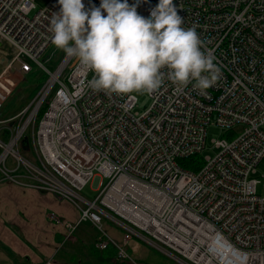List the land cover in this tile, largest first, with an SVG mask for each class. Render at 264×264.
I'll use <instances>...</instances> for the list:
<instances>
[{
	"label": "built area",
	"instance_id": "2783aa9c",
	"mask_svg": "<svg viewBox=\"0 0 264 264\" xmlns=\"http://www.w3.org/2000/svg\"><path fill=\"white\" fill-rule=\"evenodd\" d=\"M92 39L111 57L86 49ZM65 44L56 77L48 64ZM0 63V113L36 68L47 76L0 120V181L71 202L76 221L49 215L65 239L87 221L98 249L135 264L133 243L180 264H264V0H0ZM141 83L151 104L140 113ZM211 125L225 131L215 154L184 169ZM94 179L98 194L82 196Z\"/></svg>",
	"mask_w": 264,
	"mask_h": 264
},
{
	"label": "crops",
	"instance_id": "0c3cea01",
	"mask_svg": "<svg viewBox=\"0 0 264 264\" xmlns=\"http://www.w3.org/2000/svg\"><path fill=\"white\" fill-rule=\"evenodd\" d=\"M50 213L71 221L79 216L76 208L66 200L7 180L0 181V264H93L88 258L80 263L55 259L68 239H65L64 227L52 221ZM108 231L117 241L122 240L115 228ZM75 233L81 237L76 245L78 249L87 250L94 245L97 232L90 222H83ZM75 239L73 237L71 243ZM132 245L137 260L149 264L142 258L150 256L147 246Z\"/></svg>",
	"mask_w": 264,
	"mask_h": 264
},
{
	"label": "rangeland",
	"instance_id": "374dc122",
	"mask_svg": "<svg viewBox=\"0 0 264 264\" xmlns=\"http://www.w3.org/2000/svg\"><path fill=\"white\" fill-rule=\"evenodd\" d=\"M49 0H35V4H36V10L44 7ZM87 6L83 7L76 15L75 19L70 23L69 28L67 29L70 30L71 28L75 27L76 22L83 16L84 12L86 11ZM34 12H32L33 14ZM90 17L87 18V21H85V25L90 21ZM85 25H83L81 28H79V30H77V33L80 34V32H82L85 28ZM100 29L97 30V32H99ZM66 31V32H67ZM57 46V43L54 44L49 51L53 50L55 47ZM99 43L95 44V50H100L102 51L104 54H106L108 57H111V50L109 49V47H102L100 49H97V47H99ZM68 45H62L61 47L58 48V52H57V57L48 64V66L52 69L57 68L58 64H60V60L62 59V56L64 54H66V52L68 51ZM45 57L42 56L41 60H44ZM1 65V63H0ZM69 71V69L67 70V72ZM42 70L40 68H36L33 73H31L30 75L26 76L17 87L12 88L10 91L11 93L9 94L8 99L5 101L2 109H1V113H0V120H5L8 118L13 117L14 115H16L17 113H19L21 110H23L25 107H27L30 102L37 96V94L39 93V91L41 90V88L43 87V85L45 84L46 81L43 80L42 78ZM135 94L138 98V106L136 107V110L138 112H143L145 111L151 104V98L148 95V92L146 90V88L144 87V84L141 83L139 85V87L136 89ZM51 97V96H50ZM225 131L223 129H221L220 127L211 125L208 127L207 130V145L206 148L204 150V155L203 156H207V155H211L213 156L215 153L213 150H211L210 146L212 145V139H217L219 137H221L222 133H224ZM23 155L31 158L32 155L29 154L28 151H22ZM7 165L8 167H13L15 166L14 161L12 160V158L10 157L7 160ZM258 177L261 179L262 183H264V162H262L259 167H258ZM107 180L104 181V183H106ZM97 183H98V179H94L90 184H88L84 190L81 192L82 195H84L85 197H88L90 199H94V197L98 194V191H95V188L97 187ZM259 193L262 192V184L259 186L258 188ZM77 210V209H76ZM106 228L108 230H112V228H115L116 230H118L116 227H114V223L110 220H108L106 223ZM93 226V225H92ZM93 230H95L96 232H98V230L93 226ZM121 235H122V230H118ZM146 250H148V253L150 254V256L148 257H142V258H146L147 263H152V264H180L179 262L175 261L173 258L167 256L166 254H164L163 252L157 251L155 249H152V247L150 245H146L144 244ZM134 256V255H133ZM174 257V255H171ZM139 260V259H138ZM137 260V261H138ZM153 260H157V261H153ZM183 264V262H181Z\"/></svg>",
	"mask_w": 264,
	"mask_h": 264
},
{
	"label": "trees",
	"instance_id": "16d2710c",
	"mask_svg": "<svg viewBox=\"0 0 264 264\" xmlns=\"http://www.w3.org/2000/svg\"><path fill=\"white\" fill-rule=\"evenodd\" d=\"M78 36L77 34H74L71 38V42H73ZM98 43L96 39L90 40L86 45L85 48L89 49L90 46H93V44ZM103 46L97 47V49L102 48ZM95 50V48H93ZM92 50V51H93ZM42 78L45 81L47 79V76L43 73ZM42 115V113H41ZM180 165L187 170L197 172L199 171L203 165H204V159L203 154H196L194 156L180 159L179 160ZM77 233H73L71 238H68L67 244L62 247L59 252L57 253L56 260L57 261H67L72 263H80L81 260H85V258H88L93 262V264H135L131 262L130 260H122L117 258V249L115 246L110 245L104 250H100L94 245L92 247L85 249H78L76 247L77 243L80 242L81 237L79 235H76ZM99 236V231L97 232L95 236V242L97 237ZM75 237L74 243H71V239ZM88 256V257H87ZM71 257L72 259H69ZM80 257H83L84 259H79ZM137 264H145L138 260L136 262Z\"/></svg>",
	"mask_w": 264,
	"mask_h": 264
},
{
	"label": "bare ground",
	"instance_id": "6f19581e",
	"mask_svg": "<svg viewBox=\"0 0 264 264\" xmlns=\"http://www.w3.org/2000/svg\"><path fill=\"white\" fill-rule=\"evenodd\" d=\"M89 22H90V21H89ZM89 22H88V23H89ZM92 26H94V21L91 22L90 25H89L88 27H89L90 29H92ZM58 66H59V64H58ZM58 66H57V68H56V69H57V70H56V72H57V73H56V77L61 73V70H62V68H63L61 65H60L59 67H58ZM203 157H204V156H203ZM203 166H204V165H203ZM83 190H84V189H83ZM81 192H82V191H81ZM81 192H80V193H81ZM81 195H82V194H81ZM82 196H84V195H82ZM84 197H85V196H84ZM66 201H67V200H66ZM68 202H69V201H68ZM70 203H71V202H70ZM71 204H72V203H71ZM72 205H73V204H72ZM73 206H74V205H73ZM74 207H75V206H74ZM75 208H76V207H75ZM77 212H78V210H77ZM78 213H79V212H78ZM50 214H51V213H50ZM54 214H55V213H54ZM79 214H80V213H79ZM57 216H58V215H57ZM58 217H59V216H58ZM78 217H79V216H78ZM59 218H60V217H59ZM60 219H65V218H60ZM77 219H78V218H77ZM52 221H53V220H52ZM70 221H71V220H70ZM75 221H76V220H75ZM54 222H55V221H54ZM154 223H155V222H154Z\"/></svg>",
	"mask_w": 264,
	"mask_h": 264
},
{
	"label": "water",
	"instance_id": "95a60500",
	"mask_svg": "<svg viewBox=\"0 0 264 264\" xmlns=\"http://www.w3.org/2000/svg\"><path fill=\"white\" fill-rule=\"evenodd\" d=\"M22 148H23V150H28V148H29V143H28L27 137H25L24 140L22 141Z\"/></svg>",
	"mask_w": 264,
	"mask_h": 264
}]
</instances>
